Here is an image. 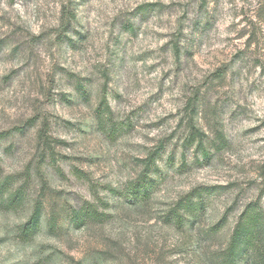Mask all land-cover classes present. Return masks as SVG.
Wrapping results in <instances>:
<instances>
[{"label":"rangeland","instance_id":"rangeland-1","mask_svg":"<svg viewBox=\"0 0 264 264\" xmlns=\"http://www.w3.org/2000/svg\"><path fill=\"white\" fill-rule=\"evenodd\" d=\"M191 115L202 148L183 143ZM160 145L151 202L114 197ZM0 164L23 192L0 204V264H218L244 206L264 205V0H0ZM193 190L201 219L165 223ZM95 201L105 220L78 225Z\"/></svg>","mask_w":264,"mask_h":264},{"label":"trees","instance_id":"trees-1","mask_svg":"<svg viewBox=\"0 0 264 264\" xmlns=\"http://www.w3.org/2000/svg\"><path fill=\"white\" fill-rule=\"evenodd\" d=\"M179 51V50H178ZM188 111L194 110V99H191L187 105ZM191 108V109H190ZM195 115V114H194ZM194 115L189 118V132L183 140L184 145L194 142L197 147H204L206 134L195 125ZM38 141L41 147L40 159L44 160L47 154L51 156L54 153V140L51 138L46 123L38 130ZM159 148L150 153L143 161L144 168L139 176L126 184L124 189L110 188V192L114 197H124L131 200L137 205H148L152 198L156 187V180L152 177V167L157 163ZM207 155V153H205ZM44 181V180H43ZM46 184L42 187V192L35 201L32 215L24 223L20 231L23 238L31 236L38 229L39 220L43 208V200L41 193H45ZM8 193V198H5ZM22 186L14 188L11 177L3 176L0 164V204H13L21 200ZM103 203V202H101ZM95 202H85L79 208L74 209L73 219L82 225L88 221L96 220L102 222L108 215L106 212L100 211ZM108 205V202L103 203ZM208 202L202 191L197 190L186 194L179 198L174 205L164 213V222L183 229L190 222L198 221L204 215ZM223 228L221 223L212 225L208 234L214 235L219 233ZM218 264H264V205L259 201H251L247 203L241 211L230 235L226 246L217 254Z\"/></svg>","mask_w":264,"mask_h":264}]
</instances>
